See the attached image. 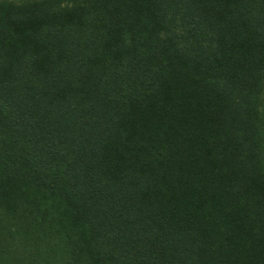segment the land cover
Segmentation results:
<instances>
[{
    "label": "trees",
    "instance_id": "trees-1",
    "mask_svg": "<svg viewBox=\"0 0 264 264\" xmlns=\"http://www.w3.org/2000/svg\"><path fill=\"white\" fill-rule=\"evenodd\" d=\"M0 264H264V0H0Z\"/></svg>",
    "mask_w": 264,
    "mask_h": 264
},
{
    "label": "rangeland",
    "instance_id": "rangeland-1",
    "mask_svg": "<svg viewBox=\"0 0 264 264\" xmlns=\"http://www.w3.org/2000/svg\"><path fill=\"white\" fill-rule=\"evenodd\" d=\"M12 1H14V2H19L20 0H12Z\"/></svg>",
    "mask_w": 264,
    "mask_h": 264
}]
</instances>
